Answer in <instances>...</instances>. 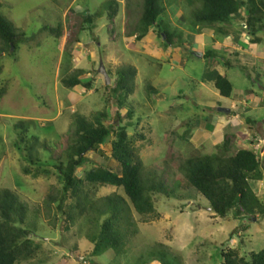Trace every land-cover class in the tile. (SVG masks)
I'll return each mask as SVG.
<instances>
[{
	"label": "rangeland",
	"instance_id": "obj_1",
	"mask_svg": "<svg viewBox=\"0 0 264 264\" xmlns=\"http://www.w3.org/2000/svg\"><path fill=\"white\" fill-rule=\"evenodd\" d=\"M109 1L116 8L110 21ZM0 4V14L25 37L14 56L0 54V190L14 192L27 205L24 228L37 245L29 260L16 264H91L89 236L98 232L91 223L95 213L85 209L78 215L80 211L75 210L72 222L58 208L62 182L55 165L65 158L76 116L93 124L99 119L105 126L126 127L142 161V175L147 179L156 176L169 193L167 197L153 195L152 215L139 216L129 208L135 234L118 255L108 250L92 257L93 264H161L162 254L173 264H222L221 253L228 249H239V254L247 257L264 247V216L239 219L235 211L225 218L215 216L180 170L189 158L227 157L244 149L254 152L264 176V30L255 36L249 32L246 7L225 24L194 27L191 12L200 7L199 1L163 0L162 29L174 34V50L182 45V49L189 48L181 62L165 52L169 46L155 32L157 28L150 29L142 40L136 39L142 0H0ZM96 12L102 14L90 24L85 22V16ZM258 20L256 25L264 27V16ZM58 25L59 39L44 31ZM202 28L210 30L201 33ZM196 31L204 36L207 51L212 50L213 41L208 37L213 32L216 39L231 35L234 40L224 50L232 52L213 50L204 64L190 55L199 36ZM253 39L258 41L250 45ZM238 43L246 47L252 63L237 58ZM220 56L235 65L227 72L232 86L229 98L202 84L211 75L205 67L211 58ZM100 65L108 83L99 73ZM126 67L134 68L136 75L132 94L122 101V91L114 94L113 90L117 71ZM74 75L81 84L64 86L62 80ZM21 121L28 123V138L46 144L44 149L37 148L39 159L46 164L38 169L36 178L24 174V168L31 172L36 168L15 148L18 135L13 126ZM219 133L222 136L217 137ZM96 166L120 174L110 142L86 153V163L76 169L77 177ZM249 183L264 204V180ZM85 186L87 203L113 192L123 196L121 190L110 187ZM83 203L88 205L86 200ZM107 217L99 218L98 223ZM241 226L245 231L239 230Z\"/></svg>",
	"mask_w": 264,
	"mask_h": 264
},
{
	"label": "trees",
	"instance_id": "obj_2",
	"mask_svg": "<svg viewBox=\"0 0 264 264\" xmlns=\"http://www.w3.org/2000/svg\"><path fill=\"white\" fill-rule=\"evenodd\" d=\"M200 7L191 12L192 26H212L225 24L230 17L237 14L246 7L248 15L245 18L246 26L252 35L264 30L262 24L256 25L260 16H264V0L254 3V0H197ZM250 3L252 6H249ZM108 19H113L116 8L114 2L109 1ZM1 8V4H0ZM165 12L163 0H142V14L136 26V39H143L150 29L158 32L160 37L164 36L167 46H173L174 34L168 29H162L164 23L161 18ZM102 13L96 12L91 16H85L88 24L92 23ZM60 38L59 25L56 29L44 28ZM181 33H179L180 37ZM23 33H19L13 25L0 14V54L14 56L19 45L24 43ZM253 39L252 43H257ZM211 51L203 55L208 58ZM232 67L230 63H225ZM136 70L126 67L117 71V79L114 94L122 91L121 100H126L133 92V78ZM214 86L219 95L229 98L232 86L225 76L217 75L214 78ZM62 83L68 88L80 85L78 75L63 79ZM88 82L84 83L88 86ZM121 101L118 99V104ZM102 117V116H101ZM75 129L73 130L69 143L65 149L64 159H58L55 169L58 171L62 182V194L59 199L58 208L67 215L69 221H74L75 210L81 212L85 209L95 213L91 220L97 226L98 232L89 236L93 244L90 252L89 262L93 264L92 257L112 250L118 255L123 251L128 239L135 234L131 227L133 220L128 211L131 208L137 215H152L154 213L153 195L160 194L169 196L166 185L156 179V176L147 179L142 175V161L136 153L133 143L126 135V127L105 126L99 119L96 124L86 121L83 117L76 116L74 119ZM17 132L18 139L15 143L16 150L29 166H35L36 170L31 172L24 168L26 175L36 178L38 169L45 163L39 159L37 148H46V144L34 137L26 136L29 127L28 123L21 121L13 126ZM113 137V140L111 141ZM110 142L111 156L120 165V174L113 173L105 168L96 166L84 172L83 177H77L76 169L86 163V153L96 151L101 145ZM23 144L21 147L20 144ZM22 148H20V147ZM47 150V149H45ZM25 154H24V152ZM187 184L196 190L209 204L210 210L219 218H225L230 211H235L239 219L248 216H264V204L257 198L250 186L251 181H262L264 176L259 168V161L253 151L240 149L233 156L222 157L218 155L189 158L180 166ZM99 188L110 187L114 191L121 190L122 195L112 193L98 202L87 203L88 196L83 186ZM85 186V187H86ZM56 202L54 197L49 199ZM86 200L87 206L83 201ZM28 207L20 201L19 197L8 189L0 190V264H16L29 260L37 249V245L30 239V231L24 228L27 220ZM108 216L103 223L99 224L98 219ZM240 231H245L241 226ZM222 264H264V247L258 252L251 251L247 257L239 254V249H228L221 253ZM85 261V260H84ZM161 264H173L162 254Z\"/></svg>",
	"mask_w": 264,
	"mask_h": 264
},
{
	"label": "crops",
	"instance_id": "obj_3",
	"mask_svg": "<svg viewBox=\"0 0 264 264\" xmlns=\"http://www.w3.org/2000/svg\"><path fill=\"white\" fill-rule=\"evenodd\" d=\"M202 29L203 30L200 31L201 33L204 30H210V28H205V29L202 28ZM196 32H198V31H196ZM214 33L215 32L212 33L213 36H214ZM198 34H199V32H198ZM212 35H211V38L208 37V39H210V41H213V45L210 46V48L212 50H208V51L207 50H204V47H205L204 39L205 38L201 34H199V36L196 37V39L192 43L193 45L191 46L190 55H193L194 57L196 56L197 58L202 59L204 61V64H206L207 62L205 61L206 59L203 58V55H205L209 51L212 52L213 50H215V51H219L220 50V51L223 52V50L226 48V44H230V42L232 40H234V38L231 35H229V34H226L224 36V39H221V38L216 39V38L212 37ZM225 39H227V40H225ZM150 44L151 43H147L146 46H150ZM250 45H255V44H250ZM153 46L154 45H152V48H154ZM195 46L198 47V50H194L193 49V47L195 48ZM173 47L174 46H169V48L166 47L168 50L165 51V52H167V54L170 57L171 56L174 57V60L173 61L177 60V61H181L182 62L183 57H184V53H186L185 50L188 51L189 48L186 47V49H182L183 48V45H182V46H180L181 48H176V50L177 49H180L179 52H178V50L177 51L174 50ZM238 47L240 49H238ZM244 48H246V47H242L238 43V45H237V52H236L238 54L237 58H240L239 60L240 61L243 60V62L245 61V59H247V56H246L245 51H244ZM157 50H158V53L160 54L161 53L160 50L159 49H157ZM228 50L229 51L224 50V52H227L228 54H230L232 51H230V48ZM165 52H163V53H165ZM173 52H175V53L172 54ZM154 54L157 55V51H155ZM216 55H220V54L219 53L218 54L216 53ZM163 57L166 59V54L163 55ZM220 58H221V56H220ZM211 59H213V60H212V62H210L209 67L208 66L205 67V69H206L205 71L206 72H207V70H210V72H211L210 78L209 79H206L205 81L203 80L202 84L205 85V86H209V88H211V89L214 90L213 92H215V94H217L218 96H220L219 95V92L216 90V88L214 86V81L213 80H214V78L217 75L225 76L227 78V75H228L227 72H229V70L232 67H234L235 65L234 64H231V62H230V64L232 65V67H227L225 63H227V62L229 63V61L224 60V58H221V59L211 58ZM207 60H209V59L207 58ZM247 61H251V63H252V60H250V57L247 59ZM207 68H209V69H207ZM228 111L230 112V110H228ZM234 116H236L238 118V115H233V117ZM245 121L248 122V120H245ZM220 133L217 134V137H219ZM204 136H205V134H204ZM220 136H222V134Z\"/></svg>",
	"mask_w": 264,
	"mask_h": 264
},
{
	"label": "water",
	"instance_id": "obj_4",
	"mask_svg": "<svg viewBox=\"0 0 264 264\" xmlns=\"http://www.w3.org/2000/svg\"><path fill=\"white\" fill-rule=\"evenodd\" d=\"M99 73H102L105 76L106 83H108V79L106 77V74H105V71H104V68H103L102 65L99 66ZM219 112L228 113V110H226V109H220Z\"/></svg>",
	"mask_w": 264,
	"mask_h": 264
},
{
	"label": "clouds",
	"instance_id": "obj_5",
	"mask_svg": "<svg viewBox=\"0 0 264 264\" xmlns=\"http://www.w3.org/2000/svg\"><path fill=\"white\" fill-rule=\"evenodd\" d=\"M152 29H153V28H152ZM257 34H258V33H257ZM257 34H256V35H257ZM162 37H164V36L162 35ZM139 41H140V40H139ZM250 43H251V44H256V43H252V42H250ZM103 68H104V67H103Z\"/></svg>",
	"mask_w": 264,
	"mask_h": 264
}]
</instances>
